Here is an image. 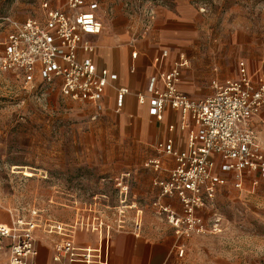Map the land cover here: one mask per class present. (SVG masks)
Segmentation results:
<instances>
[{"label":"rangeland","instance_id":"1","mask_svg":"<svg viewBox=\"0 0 264 264\" xmlns=\"http://www.w3.org/2000/svg\"><path fill=\"white\" fill-rule=\"evenodd\" d=\"M120 1L132 20L131 33L142 29L150 6L165 3ZM208 2L212 10L203 15L197 38L201 50L194 60L200 79L196 90H206V95L213 93L211 79L234 75L241 57L253 65L264 60V0ZM40 12V0H0V34L6 32L4 17L23 21ZM101 12L106 22L112 19L105 5ZM16 82L15 75L0 73V222L40 209L43 222L36 233L42 244L64 237L49 235V224L72 225L77 220L85 223L78 239L84 233L85 240L95 239L97 232L87 233L86 228L99 226L101 220L103 229L111 226L112 233L140 224L142 231L177 236L154 206L159 174L148 163L158 154L157 139H140L137 114L117 112L112 103L97 112L91 103L56 91L42 97ZM257 130L264 147V113L257 118ZM216 202L223 231L177 236L186 245L183 264H264V183L239 189L228 181L221 185ZM69 225H64V233H70ZM7 263L8 251L0 250V264Z\"/></svg>","mask_w":264,"mask_h":264},{"label":"built area","instance_id":"2","mask_svg":"<svg viewBox=\"0 0 264 264\" xmlns=\"http://www.w3.org/2000/svg\"><path fill=\"white\" fill-rule=\"evenodd\" d=\"M99 8L97 1L66 0L57 5L56 0H40L41 14L37 16L23 21L4 17L7 33L0 39V73L15 75L23 89L42 97L49 95L50 88L59 86L62 97L92 102L101 111L106 90L117 75L99 68L93 58L97 45L91 36L104 30ZM199 10L208 13L210 7L203 3ZM144 14L142 29L133 30L134 41L145 37L152 28L156 7L150 6ZM137 55L138 51L133 52V58ZM167 56L164 51L155 62L159 64ZM189 66L187 54L180 53L170 68L159 70L148 91L139 94L143 102L150 101L151 113L159 120L169 107L178 111L181 130L188 133L185 148H177L174 138H169L148 163L159 174L154 180L158 189L154 206L178 238L223 231V215L216 210L223 183L232 181L239 189L247 183H264V147L252 123L264 109V66L252 72L246 60H239L237 75L213 79V93L200 99L181 89L183 70ZM117 92L121 106L130 90L120 87ZM166 155L175 164L163 176ZM42 219L41 210L34 208L28 217L18 213L11 222H0V250L8 251V264H39L36 231ZM84 224L79 220L72 225L49 224V235L64 236L52 241L53 264H108L111 226L103 229L105 223L101 220L99 226L86 228L87 233L97 232L99 239V245L91 247L78 242L77 232L84 230ZM64 225L70 226V233H64L68 230ZM135 229L142 227L139 224ZM178 251L182 257L186 245L180 243Z\"/></svg>","mask_w":264,"mask_h":264},{"label":"crops","instance_id":"3","mask_svg":"<svg viewBox=\"0 0 264 264\" xmlns=\"http://www.w3.org/2000/svg\"><path fill=\"white\" fill-rule=\"evenodd\" d=\"M65 1L56 0V3L57 5H63ZM89 1L99 2V0ZM164 2V4L156 7V18L146 36L134 41L133 33L129 28L132 26V20L126 15L121 1L100 0L98 15L106 25H104V30L100 35L91 36V39L97 45L93 54L97 66L107 68L111 73L117 75V78L112 80V85L106 90L101 111L106 108L108 103H112L117 112L131 111L137 114L141 120L139 127L140 139L144 142L157 139L155 149L158 154L169 138H174L177 148H185L188 142V133L181 130L180 113L178 111L169 107L165 110L163 119L159 120L151 113L150 101L143 102L139 98V94L148 91L151 80L158 77L161 68H170L179 54L185 52L192 61V66L190 62V66L183 70L181 89L195 99L208 96L206 90L203 92H197L196 90L200 79L195 71L194 60L198 49L201 50L197 45V38L200 36V24L204 19L203 15L210 14L212 10L208 0H165ZM203 3H208L210 7L208 13L200 12L199 6ZM103 5L111 11L112 19H109L108 22L105 21L101 12ZM133 28L131 27V29ZM6 33L7 31L0 34V39H4ZM251 43L254 45L256 39H252ZM135 51H138V55L133 58V52ZM164 51L168 52V56L163 57L161 62L157 64L155 58L162 56ZM241 59L248 62L252 72L258 71L264 66V60L259 65H253L249 58L241 57L239 60ZM238 62L235 74L229 77L237 75ZM208 75L210 76L211 72ZM215 78L222 80L219 75L213 77V79ZM120 87H127L130 90V93L124 97L121 106L118 103L117 92V88ZM53 91L61 95L59 86L49 89V93ZM87 103L93 104L96 108V104ZM101 111L97 110V112ZM263 113L264 109L252 120L258 137L257 118L262 119ZM174 164V159L170 155H166L162 175L166 176L168 170ZM84 235L85 233L79 235V244L91 247L99 245L98 236L93 240H85ZM179 244V239L174 235H158L149 231H142V229H119L112 233L110 239L109 251H107V255L109 252V257L107 256L108 264H183V259L179 256ZM39 249L40 262L42 264H53V243L42 244L39 240ZM73 264L88 263L77 261ZM90 264L106 263L93 262Z\"/></svg>","mask_w":264,"mask_h":264},{"label":"bare ground","instance_id":"4","mask_svg":"<svg viewBox=\"0 0 264 264\" xmlns=\"http://www.w3.org/2000/svg\"><path fill=\"white\" fill-rule=\"evenodd\" d=\"M28 170V169H27ZM26 175H28V176H30V175H32V173L31 172H27L26 171V173H25Z\"/></svg>","mask_w":264,"mask_h":264}]
</instances>
